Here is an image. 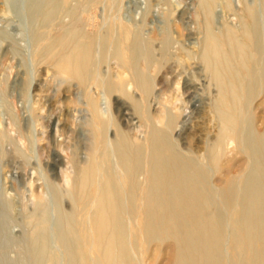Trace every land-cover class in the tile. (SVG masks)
<instances>
[{
  "label": "bare ground",
  "instance_id": "obj_1",
  "mask_svg": "<svg viewBox=\"0 0 264 264\" xmlns=\"http://www.w3.org/2000/svg\"><path fill=\"white\" fill-rule=\"evenodd\" d=\"M125 1L7 0L22 33L0 29V50L27 42L35 95L61 110L50 166L73 173L31 211L0 193V264H264V0L223 1L235 23L198 0L176 41L167 18L146 29L152 0L139 19Z\"/></svg>",
  "mask_w": 264,
  "mask_h": 264
},
{
  "label": "rangeland",
  "instance_id": "obj_2",
  "mask_svg": "<svg viewBox=\"0 0 264 264\" xmlns=\"http://www.w3.org/2000/svg\"><path fill=\"white\" fill-rule=\"evenodd\" d=\"M223 1L225 0H217L216 15L218 20L229 19L231 23H235L234 16L224 9L222 5ZM228 1L231 2L235 10H240L244 0ZM134 2L133 0H126V8L130 4L133 7ZM136 2H138L140 9L138 10V14L134 16L139 19L142 14V8L145 5L142 3L143 0H136ZM152 5L151 11L147 16L146 29H156L158 26H161L158 20L167 18L169 30L176 41L182 40L188 30L196 28V21L199 19L198 0H168L167 2L152 0ZM7 6V0H0V29L8 28L13 35L20 38L22 31L18 27V20L7 12ZM182 18H185L184 22ZM18 44L22 49V52L18 56H13L6 44L0 50V138L2 135H5L10 140V142L7 140L6 143H3L2 149L5 156L1 157L0 153V193L10 190L8 193L12 192L13 195H18L26 209L31 211L35 207V201L38 196L48 198L47 182L44 180V177L55 179L62 188H67L73 169L71 166L68 168L69 166L67 165L57 170L50 166L52 158L44 146L45 142H47L46 136L49 131L51 132L53 129L55 131L54 127H56L57 121L61 118V110L58 108L51 113L49 108L37 99L34 83L39 77H44V75H42L43 73L38 67L33 66L31 62L29 63L30 53L27 48V42L19 39ZM192 50H195V48L193 47ZM25 63L28 65V69ZM31 71L34 72L31 73ZM50 84V92L54 96L59 97V89L61 87L59 81L52 79ZM178 94L180 95L179 99L181 98V103L185 102L187 104L182 95L181 86L178 89ZM103 100V104L102 99L100 100L101 107L102 110L104 108L106 111L107 104L104 98ZM75 111L76 114L74 113ZM81 111L77 106L72 112L73 121L78 126H81L85 120V115ZM26 118H28L29 125L25 124ZM32 120L35 127L32 126ZM12 121L15 123L12 124ZM136 133L139 134L140 132L136 131ZM18 151L21 155L17 153Z\"/></svg>",
  "mask_w": 264,
  "mask_h": 264
}]
</instances>
